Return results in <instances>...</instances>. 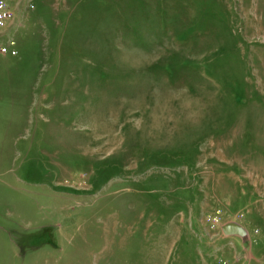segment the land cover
<instances>
[{"label":"rangeland","instance_id":"374dc122","mask_svg":"<svg viewBox=\"0 0 264 264\" xmlns=\"http://www.w3.org/2000/svg\"><path fill=\"white\" fill-rule=\"evenodd\" d=\"M1 11L0 264H264V0Z\"/></svg>","mask_w":264,"mask_h":264},{"label":"water","instance_id":"95a60500","mask_svg":"<svg viewBox=\"0 0 264 264\" xmlns=\"http://www.w3.org/2000/svg\"><path fill=\"white\" fill-rule=\"evenodd\" d=\"M221 230L224 234H236L243 235L245 229L238 223L228 222L221 226Z\"/></svg>","mask_w":264,"mask_h":264},{"label":"built area","instance_id":"2783aa9c","mask_svg":"<svg viewBox=\"0 0 264 264\" xmlns=\"http://www.w3.org/2000/svg\"><path fill=\"white\" fill-rule=\"evenodd\" d=\"M2 8H4L3 5H2V7H1V10H2ZM2 14H3V11L0 12V25H2Z\"/></svg>","mask_w":264,"mask_h":264}]
</instances>
